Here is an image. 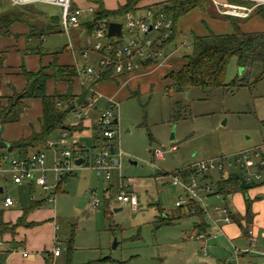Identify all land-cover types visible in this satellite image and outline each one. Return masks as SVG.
<instances>
[{
	"label": "rangeland",
	"instance_id": "rangeland-1",
	"mask_svg": "<svg viewBox=\"0 0 264 264\" xmlns=\"http://www.w3.org/2000/svg\"><path fill=\"white\" fill-rule=\"evenodd\" d=\"M103 1L106 5L105 0ZM169 1L159 0L160 4L153 5L152 9H161ZM226 1L252 4L243 0ZM123 2L125 0H107V5L114 8ZM78 3L81 6L93 4L92 6L98 7L95 0H78ZM203 10L198 7L177 22L178 34L171 45L174 70L179 69L185 57L192 53L194 35L228 30L218 20L206 17ZM9 11L23 12L26 19L13 24L12 35L9 37L0 36V50L6 49V66L14 69L11 72H0L2 106L8 104V97L14 90L20 91L24 87L20 85L25 81L23 66L32 71L45 67L52 75L46 84L47 93L66 94L70 85L53 76L54 65H77L78 69L90 66L98 71L101 69L98 62L100 55L93 50L95 44L115 41L114 37H97L89 32L87 22L92 19V14H84L80 17L79 24L65 29L60 22L62 9L56 5L34 3L14 6L9 0H1L0 14ZM138 13L141 16L142 9ZM120 21L125 25L127 23L124 18ZM240 26L245 31H261L264 30V19L254 14L250 19L240 20ZM230 27L232 32L234 27L232 24ZM124 33V40L134 36L127 28ZM154 35L155 32L150 34ZM85 50L89 51L87 58L83 55ZM262 69L260 62L247 68L238 67L236 58H232L226 74V82L230 85L216 89H167L164 75L168 68L140 75L134 82L127 83L125 89L128 96L119 100L116 113L118 124L114 125L120 131L114 141L112 139L107 143L114 145L116 152H123L121 157H117L116 153L114 155L119 163L113 164L111 178L100 177L91 167L92 164L77 167L64 182L62 191L56 194L55 201L49 202L46 199L40 212L34 215L35 219L41 220L39 224L31 227L28 232L21 231L16 242H12L10 238L0 239V249H4L0 251L1 262L4 263L5 257L10 253L13 260L20 262L23 259L24 262V249H43L39 253L28 251V259H34V264H93L100 261L105 264H189L187 261H190V251L201 249L200 242L189 237L191 233H197L193 224L198 219L186 208L177 206L176 202L184 192L180 187L173 191L172 175L187 163L212 160L222 155L231 156L243 149H255L264 154V77L260 78ZM82 78L85 79V75ZM235 79L240 84H233ZM85 81L86 87L98 83L95 82L97 80ZM80 89L82 84L77 78L72 92ZM27 102L28 107L19 122L2 127V139L18 140L22 134L30 131L31 124L37 123L41 114V100L30 99ZM87 110L89 116L83 115ZM79 112L86 120L95 121L97 116V111L88 108L86 104L76 105L68 112L65 125L72 126L77 121L76 114ZM96 134L101 143L111 140L102 137L100 127ZM70 141L71 139L68 142ZM82 141L88 145L89 160L92 162L98 149L92 147V140ZM0 151L14 154L5 148H0ZM156 152L162 153L164 157L158 158ZM132 161H137V165ZM227 172L229 175L244 174L237 165H229ZM257 172H260L261 178L250 181V184L255 180H264V169H255V174ZM208 174L213 179L202 180L200 183L218 189L222 173L215 169ZM122 180L128 183L126 191L137 194V210L118 201ZM0 188L4 189V193L0 191V210H5V219L14 220L15 210L29 202V194L23 192L24 200L17 202L12 208H4L5 196L11 194L15 198L19 197V191L11 175L2 172ZM239 194L243 192L240 191ZM93 196L100 200L96 207L90 203ZM46 197L40 188L35 190V199L43 200ZM164 217L171 223H163ZM55 226L57 228L54 233ZM262 233L258 249L264 251V227ZM56 234L60 240L61 256L53 255ZM26 238L29 240L28 244ZM230 244L224 245L225 249H231L233 245ZM235 245L239 249H246L244 242H236ZM204 252H201L200 257H203ZM261 257L264 258V252ZM190 262L203 264L206 259H194Z\"/></svg>",
	"mask_w": 264,
	"mask_h": 264
},
{
	"label": "built area",
	"instance_id": "built-area-1",
	"mask_svg": "<svg viewBox=\"0 0 264 264\" xmlns=\"http://www.w3.org/2000/svg\"><path fill=\"white\" fill-rule=\"evenodd\" d=\"M14 6H25L34 3H47L59 6L62 9L60 22L65 29L79 24L80 17L84 14H92L95 12V6H79L74 4V0H9ZM218 7L220 13L223 15H230L234 17L247 18L251 15L254 8L259 4H264V0H249L253 2L252 5H243L229 1L213 0ZM126 25L122 23V37L116 36L115 41L112 42H98L94 46V51L100 55L99 64L102 67H112L115 73H122L125 70L131 71L134 69L133 58H148L160 57L164 54V42L173 34V18L164 11L156 14L149 13L147 16L135 19L133 14L127 15ZM112 20L104 18L97 23L91 34L93 36H107L109 23ZM124 28L134 36L124 40ZM155 32L156 36H150ZM83 55L89 56V51L85 50ZM79 75H85L86 80L95 81L100 78L101 74L90 66H85L78 69ZM82 84L85 85V80L82 79ZM87 103L88 108H93L98 99L103 95L96 90L88 88ZM119 104L113 99H108L107 108L102 111L99 116L98 125L101 128L104 138L113 139L117 136L118 130L114 128L117 119L116 110ZM77 120L80 121L82 113L76 114ZM88 116V110L85 114ZM75 132L69 130H62L59 136L55 139L47 141L48 148L58 152L54 163L49 166L47 164V153L45 150H36L28 156L10 155L0 152V172L11 175L12 181L16 184L22 185L25 183H35L42 187L48 193V200L55 201L57 188L62 179L68 174L72 173L76 167V160L83 157L85 148L73 135ZM71 139L70 142H68ZM112 145L103 147L95 156L92 167L96 170L100 177L110 178V170L113 164L117 165L119 159L113 158L111 152ZM122 151L118 152L119 157L122 156ZM157 157H162V153L156 152ZM114 161V162H113ZM229 165H237L244 172V180L252 181L260 179L261 174L255 169L264 167V158L259 150L243 149L231 156H220L212 160L198 161L189 170L186 176L182 171L172 175V184L175 187H180L184 192L176 202L180 208H186L189 213H195L196 209L193 204L200 203L204 212L209 216L205 205V196L212 195L218 199L224 198V193L212 188L209 184L202 185L200 181L206 180L208 173L211 170H219L222 176H227V167ZM259 171V170H257ZM52 173V180L49 179ZM128 183L121 181V190L117 196L118 201L129 204L133 210H137L139 205L138 196L135 193L126 191ZM15 201L12 197L6 196L4 199L5 206L14 205ZM91 205L96 207L100 204V200L93 196ZM214 210L217 214V219H212V222L218 225V220L225 223L232 221L231 210L227 206H215ZM251 238V245L256 243L253 232L249 231ZM197 238H205L203 232L195 234ZM55 255L60 253L59 247L54 251ZM24 256L28 253L24 252Z\"/></svg>",
	"mask_w": 264,
	"mask_h": 264
},
{
	"label": "trees",
	"instance_id": "trees-1",
	"mask_svg": "<svg viewBox=\"0 0 264 264\" xmlns=\"http://www.w3.org/2000/svg\"><path fill=\"white\" fill-rule=\"evenodd\" d=\"M142 0H127L124 4L118 5L114 9L107 8L103 0H95L98 4L93 13L92 20L87 22L89 32L97 26V23L107 18L115 20L122 18L130 13L138 10ZM211 0H170L163 4L162 11L169 13L173 18V34L164 42V45L174 40L177 32V22L186 14L196 8H206ZM1 2V0H0ZM251 2V1H249ZM252 4H254L252 2ZM251 4V5H252ZM257 15L264 19V4L257 5L252 15ZM232 23L234 30L231 33H215L209 31L204 35H194L192 44V53L185 57L183 65L177 69L170 71L166 76L167 89H175L182 91L191 87L211 88L226 87L230 83L226 82V74L229 63L232 58H236L238 67L247 68L255 62L262 64V72L260 78L264 77V31H244L240 26V19L233 16L225 15ZM26 15L23 12L9 11L0 14V36L9 37L12 35L11 28L15 22L24 21ZM58 22V21H57ZM5 51L0 52V70L4 67ZM152 59L153 57H149ZM53 76L61 80H65L70 85V90L66 94L55 93L48 94L46 84L52 76L45 67H40L37 71L27 70L22 67V74L26 78V85L20 91L14 90L8 97V104L2 106L0 104V127L5 124L19 122L28 107V100H41V115L39 117L40 130L36 131L32 128L28 136H23L18 140L9 141V152L19 156H28L37 149H45L48 147L47 141L58 130H69L70 132L81 131L82 124L67 126L65 120L69 111L68 105L75 102L77 96L72 93L73 83L78 76V70L74 65H54ZM115 72L109 67L102 72L101 77L96 82L105 80H114ZM233 84H240L238 79L232 81ZM74 109V108H73ZM72 109V110H73ZM264 158V156H263ZM264 168V167H263ZM188 171L184 174H186ZM68 177L65 176L60 182L57 191L59 192L61 184ZM244 174H232L228 178H221L218 189L225 196L246 191L248 187L243 184ZM248 183V181H244ZM247 211L245 218L251 219V200H247ZM44 200L33 201L24 208L22 215L15 223L5 222L3 219L4 212L0 210V237L6 233L16 234L18 227L27 225L33 226L36 222H28V215L41 206ZM199 215H203L202 210H198ZM163 223H171L167 218H163ZM93 264H105L100 261ZM118 264H126L119 262Z\"/></svg>",
	"mask_w": 264,
	"mask_h": 264
},
{
	"label": "crops",
	"instance_id": "crops-1",
	"mask_svg": "<svg viewBox=\"0 0 264 264\" xmlns=\"http://www.w3.org/2000/svg\"><path fill=\"white\" fill-rule=\"evenodd\" d=\"M126 1L127 0H125V2ZM243 1L249 2V0H243ZM125 2L119 3L118 5L124 4ZM105 3H106L105 6L107 8H110V9H114V8L118 7V5L114 8L109 7L107 5V0H105ZM74 4L81 6L78 3V0H74ZM157 4H160L159 0H142L139 4L138 10L131 13V14H133L134 17L138 16V18L147 16L149 13L156 14V13L162 11V8L157 9L155 11L152 9V6L157 5ZM238 4H241V3H238ZM243 5H246V4H243ZM141 9L143 11V14L141 16H139L138 11H140ZM203 11H204L206 17L208 16L209 18H213L215 20H218V22L220 24H224V29H228V30H223L220 32L214 31L215 33H231L230 32V30H231L230 25L232 24L231 21L225 15L220 13L218 7L215 5L213 0L210 1L208 7H206ZM127 17L128 16L126 15L122 18L126 19V22H127ZM257 17L260 18L259 16H257ZM122 18L115 19L112 21H117V22H120L122 24V22L120 21V19H122ZM183 18H186V15ZM233 18L240 19V20L250 19V18H252V13L247 18L234 17V16H233ZM227 24L228 25L230 24L229 27ZM225 31H227V32H225ZM261 31H264V30H261ZM124 32H125V28H124ZM207 33H209V31ZM207 33H199L197 35H204ZM177 34H178V28H177L176 36H177ZM154 36H156V35H154ZM176 36H175L174 40L167 42L163 46L164 54L162 56L153 57L152 59H150L149 57L148 58L134 57L133 58V63H134V69L133 70H131V71L125 70L122 73H115L114 74V76H115L114 80H105V81H100L98 83H92V86H90V88L96 90L99 94L103 95V97L98 99V101L96 102V104L93 107V109L97 111V116L95 118V121H93V119H87L86 120V117L82 116L80 121L77 120L73 124V125L82 124V126H83V129L81 131H74L75 133H73V135L83 145V147L85 148V151H84L83 157H80L82 159L81 164L76 163L75 169L73 170L72 173L68 174V177L72 176V174L74 173V171L76 170L77 167H80L83 165L87 166L90 164L93 165L94 160H95V156L100 151V149L107 146L108 145L107 143L109 141H112V139H111V140H106L105 142L101 143L100 137L98 136V134H96V130H98V128H99V125H98L99 116L102 113V111H104L107 108L108 99H113L116 102H118V104H119V100L121 98H124V96L125 97L128 96V93L125 89V85L127 83L134 82V80L137 79L138 76H140V75H146L149 73L157 72L161 68H168V71H166L165 75H164V80H165V76L170 71L174 70L173 69L174 61L171 58V55H172L171 54V52H172L171 45L174 43ZM111 37L115 38L116 36H111ZM119 37H122V36H119ZM3 51L6 52V49L0 50V52H3ZM135 59H137V61H135ZM98 62H99V60H98ZM184 62H185V59H184ZM74 66H76V68L78 69L77 65H74ZM108 68L109 67H102L101 66V69H98V71L100 72V74H102V72ZM1 71L11 72V71H14V69L7 67L6 62L4 60V67L0 70V72ZM50 73H52V71ZM77 78L80 80V82L82 84V79H83L82 75L78 74L76 79ZM85 79H86V76H85ZM85 79H83V80H85ZM86 83L87 82L85 81V84ZM20 85H21V87L23 85L24 86L26 85V78H25V81L21 82ZM88 88L89 87H86L84 84H82V89L73 91L72 93H73V95L77 96V98H78L83 93V91L86 89L88 90ZM87 95H89V94H87ZM101 103H102V106H101ZM117 111H118V108L116 110V113H117ZM116 116H117V119L115 121V124H118V114H116ZM31 125H32V128H34L36 131L40 130L39 120H37V123L31 124ZM32 128L30 129V131H27V133L22 134V137L28 136L31 133ZM115 128H116V126H115ZM117 130L120 131L119 128ZM60 132H61V130L56 131L50 139L57 138L59 136ZM1 134H2V127H1ZM102 137H103V135H102ZM117 137H118V135L115 138H113V141ZM1 139H2V137H1ZM82 139H84L86 141L92 140V147H94V148L97 147V149H98L97 152L92 157V162L89 160L88 145L85 141H82ZM105 139H107V138H105ZM2 140L9 143L8 140H5V139H2ZM112 146H113L112 148L114 150L113 158H115V156H114L115 153H116L117 157H119L118 152L120 150L118 152H116L115 146L114 145H112ZM5 149H9V148H5ZM39 150H45L46 151V153H47V164L49 166H51L54 163L56 157L58 156V152L53 150V149H50L48 147L45 149H39ZM4 153H6V152H4ZM13 155H17V154H13ZM262 155L264 156L263 153H262ZM163 157L164 156L158 157V158H163ZM115 159H117V158H115ZM132 163L137 165L138 162L132 161ZM195 163H196V161L192 162V163H187L182 169L177 170L176 173H178V171H182L183 173L185 171V173H186ZM114 164H115V162H114ZM262 169H264V168H258L257 170L261 171ZM52 177H53L52 173H50L49 179L52 180ZM68 177L66 178V180L64 182L67 181ZM228 177H230V175L227 173V176L222 177V178H228ZM110 178H111V176H110ZM212 179H213L212 175H208L206 180H212ZM64 182L61 184L59 192L62 191ZM249 183L250 182H248L247 184L249 185ZM16 185L18 187V191H19L18 196L19 197L15 198L13 195L7 194L6 196L12 197L14 199L15 203L12 206H5L4 200H3L4 208H12L13 206H15L17 204V202H19V201L21 202V200H24L25 197H24V195H22L23 192L29 194V195H27V197L29 196L30 199H29V202L22 204V208L15 210V213H14L15 219L14 220L13 219H5V210L2 209L4 212V216H3L4 221L15 223L16 220L22 215L24 208H26L29 205L28 203H30L31 200L39 201V200L34 198V192L37 188H40L42 190V192L47 195V197L43 199L44 202L41 204V206L38 207L37 209L33 210L27 217L28 222H34V223L36 222V224H39L41 222V220L35 219L34 215L38 214V212H40V210H41V207L47 202L46 199H48V193L46 191H44L42 189V187L36 185L35 183H25L22 185H19V184H16ZM173 186L174 185L172 184V181H171V188L173 189V191H177L178 187H175V186L173 187ZM0 189L3 190V192L1 191V193H4V189L3 188H0ZM247 190H249V191H247ZM247 190L243 191V194H239V195H238V192L229 194L227 196L224 195L223 199H218L215 196L207 195V194H204V192H203L202 195L205 196V205H206L207 211L210 213L209 216L204 212L203 207H202V205H200V203L193 204V207L196 209V211H195V213H191V214H193L198 219L193 224L194 230L197 233L203 232L205 234V238H203V239L197 238L195 236V234H197V233L194 234V232L189 235L190 239L199 241L200 245H201L200 251H199V249H195V250H193V252H191L192 250L190 251L191 254H190V256H188L190 261L194 260V259H200L201 258L203 261H204V259H206V262H203V264H208V262L215 263V264H264V258L261 257V254L264 251H262V249H258L259 241L261 240L262 234H263L262 229L264 227V180H262L261 182H260V180L259 181L255 180V182H253ZM59 192H57V193H59ZM129 192L135 193L134 191H130V190H129ZM180 196H182V195H180ZM248 198L251 200V213L252 214H251L250 221H248L245 218L246 211H247V201L246 200ZM218 203H223L224 205H221ZM216 205L220 206V207L227 206L228 208H230L231 216H232V221L230 223H225L221 220H218V225H216L212 222V219H217V214L214 210V207ZM209 208H211V209H209ZM198 210H202L203 215L197 214ZM50 217L52 220H54V216L51 215ZM164 218H167V217H164ZM36 224H34V225H36ZM34 225L33 226H27V225L20 226L17 228L15 235H12L11 233H6L2 237H0V239L10 238L9 240H11L12 242H16L17 241L16 238L19 237L21 231L28 232V231H30L31 227H34ZM54 225L55 224L53 223V226ZM56 228H57V226L53 227L54 233H55ZM250 230L253 232V235H254L255 240H256V243L254 245H251V243H250V241H251L250 234H249ZM25 232H24V234H25ZM25 235H27V234H25ZM26 240H28V239L26 238ZM236 242L246 243V247H245L246 249H242V248L239 249L235 245ZM28 243H29V240L27 241V244ZM229 243H231L233 245V247L231 249H225L224 245H226V244L229 245ZM54 244H55L54 245V251H55V249L60 246V240L58 239L57 234L54 236ZM0 245H1V241H0ZM59 249H60V247H59ZM3 250L4 249H0V251H3ZM7 250H9V249H7ZM201 250L205 251L204 253H202V255L204 254L203 257H200V254L202 252ZM28 251H36L37 253H39V252H43L44 250L43 249H24V251L22 252V257L25 259V261L23 262V259H21V261H20L21 263L18 262L17 260H13L12 254L10 253L7 257H5L4 263L1 262V257H0V264H34V261H35L34 259H32V258L28 259L29 258V252ZM54 251H53L54 256H61V251L58 255H55ZM24 252H27L28 255L24 256L23 255ZM255 260H256V262H255ZM190 261H187V262L189 264H192ZM114 264H117V263L115 262Z\"/></svg>",
	"mask_w": 264,
	"mask_h": 264
},
{
	"label": "water",
	"instance_id": "water-1",
	"mask_svg": "<svg viewBox=\"0 0 264 264\" xmlns=\"http://www.w3.org/2000/svg\"><path fill=\"white\" fill-rule=\"evenodd\" d=\"M108 37L111 36H122V24L120 22L117 21H111L109 23V28H108V33H107ZM87 94H88V90H84L83 93L75 100V102L71 103L70 105H68L67 107V111H72L73 108H75L76 105H82V104H86L87 103ZM10 144L4 140L1 139V127H0V148H9ZM111 152L113 153L114 150L113 148L111 149ZM82 159L79 158L76 160L77 164H81ZM245 180H243V185L245 187H248V184L244 182ZM174 187V186H173ZM0 191L3 192L2 189H0Z\"/></svg>",
	"mask_w": 264,
	"mask_h": 264
}]
</instances>
